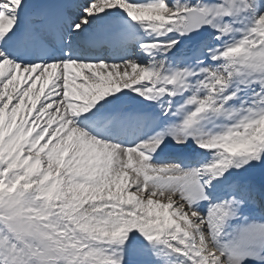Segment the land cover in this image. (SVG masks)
<instances>
[{"label":"snow or ice","instance_id":"obj_1","mask_svg":"<svg viewBox=\"0 0 264 264\" xmlns=\"http://www.w3.org/2000/svg\"><path fill=\"white\" fill-rule=\"evenodd\" d=\"M0 264H264V0H0Z\"/></svg>","mask_w":264,"mask_h":264}]
</instances>
